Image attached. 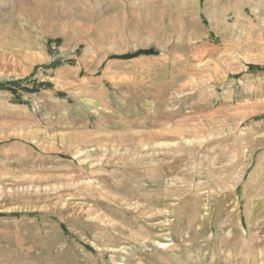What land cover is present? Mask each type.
<instances>
[{
  "label": "rangeland",
  "instance_id": "rangeland-1",
  "mask_svg": "<svg viewBox=\"0 0 264 264\" xmlns=\"http://www.w3.org/2000/svg\"><path fill=\"white\" fill-rule=\"evenodd\" d=\"M252 2L0 0V264H264Z\"/></svg>",
  "mask_w": 264,
  "mask_h": 264
},
{
  "label": "bare ground",
  "instance_id": "bare-ground-1",
  "mask_svg": "<svg viewBox=\"0 0 264 264\" xmlns=\"http://www.w3.org/2000/svg\"><path fill=\"white\" fill-rule=\"evenodd\" d=\"M243 2H245L246 3V5L247 4H249V6H251V8L255 11L256 10V6L254 5V3L252 2V0H242ZM24 2H25V0H21V3L20 4H24ZM19 3V2H18ZM17 4V3H16ZM34 4V3H33ZM36 4L37 5H39V2H37L36 1ZM44 4V3H43ZM16 6V5H15ZM41 6V5H40ZM255 6V7H254ZM45 7V6H44ZM119 7V6H118ZM40 8V7H39ZM38 8V9H39ZM55 8V7H54ZM19 9L20 10H22V8H21V5H19ZM251 9V10H252ZM51 10V9H50ZM42 11V10H41ZM48 11V10H47ZM20 12V11H19ZM40 12V11H39ZM52 13V12H51ZM21 17L22 16H24V17H26L27 19H28V16H30L31 14H34V13H32V11H27V10H22L21 11ZM37 14V13H36ZM39 14V13H38ZM35 15V14H34ZM51 15V14H50ZM32 16V15H31ZM36 16V15H35ZM52 16H54V15H51V18H52ZM39 17V16H38ZM37 17V18H38ZM47 17V16H46ZM54 18V17H53ZM35 19H36V17H35ZM216 19V18H215ZM28 21V20H27ZM226 21H224V23H225ZM211 23H212V25H214V20L213 19H211ZM219 23V22H218ZM221 23V22H220ZM221 24H223V23H221ZM226 24V23H225ZM224 25V24H223ZM239 25V24H238ZM214 29L213 30H215V26L213 27ZM219 28V27H218ZM223 28V27H222ZM228 29V28H227ZM225 32H226V30H225ZM218 33V32H217Z\"/></svg>",
  "mask_w": 264,
  "mask_h": 264
}]
</instances>
